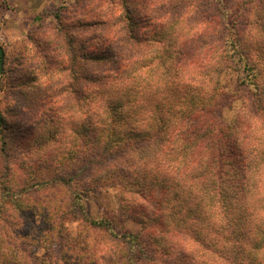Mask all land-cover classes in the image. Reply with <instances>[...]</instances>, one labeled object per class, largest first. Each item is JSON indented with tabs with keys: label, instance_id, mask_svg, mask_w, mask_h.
I'll return each instance as SVG.
<instances>
[{
	"label": "trees",
	"instance_id": "trees-1",
	"mask_svg": "<svg viewBox=\"0 0 264 264\" xmlns=\"http://www.w3.org/2000/svg\"><path fill=\"white\" fill-rule=\"evenodd\" d=\"M139 5L111 0L104 11L114 20L100 24L115 27L123 19L130 30L134 25L146 29L132 39L144 46L146 59L138 71L145 87L163 91L168 101L155 105L167 114L158 116L161 126L156 129L163 133L157 145L160 163L135 176L116 167L81 184L84 173L92 176V168L103 169L109 157L122 159L125 151L142 149L152 135L120 132L124 116L116 108L108 110L107 120L117 127L107 138L96 126L98 120L85 117L74 135L80 146L91 145V151L65 156L83 172L58 181L69 194L55 239L42 243L54 230L47 210L41 212L47 221L37 225L35 235L23 233L34 242L29 256L39 253L40 264H82L86 252L87 264H264V93L257 83L264 74L263 43L246 37L248 18L239 29L226 15L232 9L229 0H139ZM2 60L0 49V66ZM227 74L233 77L231 86L223 84ZM76 95L73 90V103H78ZM56 100L53 96L52 102ZM94 107L95 115L104 119L103 108ZM230 111L233 115L226 119ZM227 120L231 124L225 134L213 140V131L222 130ZM234 129L241 131L234 134ZM252 153L258 159L250 161ZM105 186L118 189L116 197L136 231L117 232L110 220L86 213L81 193Z\"/></svg>",
	"mask_w": 264,
	"mask_h": 264
},
{
	"label": "clouds",
	"instance_id": "clouds-1",
	"mask_svg": "<svg viewBox=\"0 0 264 264\" xmlns=\"http://www.w3.org/2000/svg\"><path fill=\"white\" fill-rule=\"evenodd\" d=\"M127 3L132 8L140 6L139 0H127ZM87 6L92 8L95 4ZM248 7L252 9V19L255 20L256 5L249 4ZM79 18L96 17L80 15ZM104 19L114 20L108 16ZM62 27L63 32L51 29L54 36L48 31L43 35L32 32L39 54L49 58L48 65L39 56L32 55L37 48L24 39L23 33L5 44L8 53H13L14 47L16 51L25 53L27 59L17 65L12 64L9 57L4 64L5 71L0 73V264H40L36 259L39 253L29 256L34 242L31 237L25 240L23 233L35 235L37 225L44 226L47 217L41 214L43 210L51 216L54 230L45 234L42 243L49 238L55 239V229L69 194L58 181L71 180L74 174L83 172L82 167L73 168L75 161H69L65 156L76 151L87 155L92 148L91 145L80 146L74 135L75 128L85 117L98 120L96 126L104 129L103 134L107 138L109 132L117 127L107 120L108 110L116 108L124 116L120 132L141 131L152 135L142 149L125 151L122 159L109 157L110 162L103 169L92 168V176L84 173L81 184H87L95 176H102L105 171L116 167L126 168L135 176L141 169H155L160 163L157 145L163 133H157L156 129L161 126L158 116L167 114L155 105L168 101L164 100L166 93L163 91L145 87L147 81L141 79L138 71L140 61L146 59L144 46L132 39L133 36H143L146 29L134 25L130 30L128 21L123 19L115 27L111 22L98 27L68 22ZM5 35L12 36L13 32ZM44 41L51 43L56 51L49 52ZM148 54L156 55L152 51ZM57 61V66H51ZM9 67L18 70L9 73ZM65 67L68 70L61 71ZM261 68L264 69V64ZM33 75L44 76L45 81L26 79ZM257 83L264 93V74ZM58 90L63 91V97L59 96ZM73 90L77 93L78 103L72 102ZM53 96L57 97L55 102H52ZM61 102L64 107L59 106ZM94 106L103 108L104 119L95 115ZM229 124L231 121L227 120L220 125L222 130L213 131V140L220 139ZM240 131L234 129V134ZM261 149L264 150V139ZM208 151L213 149L209 147ZM254 158H257L256 153L249 156L250 161ZM261 168L264 169V162ZM247 251L250 253L251 249ZM82 255L85 257L82 264H87L86 258L90 253ZM260 255L264 257V249ZM225 264L231 262L226 260Z\"/></svg>",
	"mask_w": 264,
	"mask_h": 264
},
{
	"label": "rangeland",
	"instance_id": "rangeland-1",
	"mask_svg": "<svg viewBox=\"0 0 264 264\" xmlns=\"http://www.w3.org/2000/svg\"><path fill=\"white\" fill-rule=\"evenodd\" d=\"M111 0H0V49L3 52V60L0 66V73L5 71L4 64L8 62L9 57L11 58L12 64H23L27 56L25 53L18 52L13 47V53H8L5 44L8 43L10 39H15L19 34L23 33L24 39L29 43L33 44L34 48L37 46L34 43V37L32 32H39L41 35L45 31H48L50 35H55L51 29L55 28L59 32H63L62 25L66 23H78V24H88L90 26H102L100 23L105 15L104 9L106 5H109ZM118 3V0H113ZM89 3H94L95 6L89 8L87 5ZM249 4L256 5L255 20L252 19V9L248 7ZM226 5V4H225ZM229 6L232 7L226 15L232 16L233 19L240 24L239 29L244 28L245 20L248 18L250 29L248 30L246 37L249 35L253 36L250 38L261 41L264 47V0H229ZM237 6L240 7L237 13ZM99 9V11H97ZM245 9V10H244ZM117 14L118 11L114 10ZM80 15H91L96 17L95 19H80ZM103 17V18H102ZM19 20L20 23L17 24L16 21ZM29 25L32 27L29 28ZM27 29V31H24ZM6 32H13L12 36L5 35ZM47 45L49 52H55L54 49L48 41H44ZM261 46V47H262ZM261 47H258L262 50ZM32 55L39 56L41 60L48 65L49 58L45 55L39 54V49ZM59 62L57 61L51 66H57ZM32 65H29L31 68ZM67 67L61 69V71H66ZM18 68L9 67L7 71L9 73L17 71ZM26 79L35 82L39 79L44 82V76H30ZM233 77L227 74L223 77V84L227 86L232 85ZM232 112H226L225 118L229 119L232 117ZM6 124L7 122L4 121ZM118 189L99 187L94 190L85 191L81 193V199L83 207L90 218L100 219L106 218L112 222L114 229L117 232L123 231H136L138 226L130 221L119 204L116 197V192ZM76 226V222L71 223L70 227L73 230Z\"/></svg>",
	"mask_w": 264,
	"mask_h": 264
}]
</instances>
